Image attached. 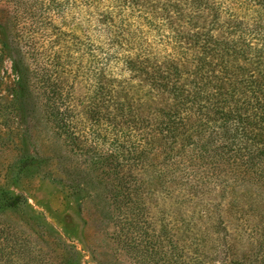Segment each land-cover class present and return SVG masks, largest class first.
<instances>
[{"label":"rangeland","instance_id":"374dc122","mask_svg":"<svg viewBox=\"0 0 264 264\" xmlns=\"http://www.w3.org/2000/svg\"><path fill=\"white\" fill-rule=\"evenodd\" d=\"M50 1L47 14L40 1L18 0L21 19L7 17L15 0H0V194L21 200L19 209L0 207V264H264L263 186L226 179L228 166L216 157L204 165L213 174L206 181L159 175L169 162L162 126L175 103H193L181 110L187 126L198 116L190 105L200 101L186 95L198 87L215 100L230 89L242 98L244 76L258 66L245 60L233 29L264 20V0ZM121 10L133 21V41L113 53L112 88L99 95L104 23ZM138 10L151 18L134 22ZM43 15L46 25L26 24ZM48 27L62 31L57 43ZM27 41L41 65L29 55L31 68L21 73ZM53 51L62 58L48 69L38 52ZM202 55L212 63L210 80L198 69ZM166 82L177 96L160 87ZM56 86L74 108L68 136L48 115L46 94ZM130 140L137 150L111 153ZM28 157L38 164L21 169Z\"/></svg>","mask_w":264,"mask_h":264},{"label":"trees","instance_id":"16d2710c","mask_svg":"<svg viewBox=\"0 0 264 264\" xmlns=\"http://www.w3.org/2000/svg\"><path fill=\"white\" fill-rule=\"evenodd\" d=\"M17 1L15 0V3L9 7L12 12L7 13V17L12 18L15 16L24 19L26 9L22 5L17 4ZM34 1H40L39 5L46 8V13H49L52 4L50 0ZM140 13L141 10H138V15L135 16L134 22L144 17L145 19L151 18L147 17V14L141 15ZM118 15L120 17L115 18L116 21L111 16L103 27L105 40L104 46L101 47L103 49L100 61L101 68L98 69V77L96 78L98 85L96 94L99 95H106L112 88V82L114 81L112 78L114 72L111 70L113 53L122 48L123 46L121 47V45L130 44L133 41L131 37H133L134 33L130 32L133 21H131L130 14L126 10H121ZM45 19L46 16L44 15L39 17L38 20L31 18L30 22L26 24L30 28H36L38 25H46ZM14 24L18 25L15 21H9L5 26L13 27ZM235 27L233 26V28ZM42 29L47 32V29ZM233 30L235 33L238 32V35L243 39L245 60L251 61L252 64L258 66V69L255 68L257 69L256 71L245 74L242 98H234V89H230V92L220 91V100H215L214 97H204L202 87H198L195 92L187 94V97L196 98L200 101L194 102L195 106L190 105L195 107L193 109L197 111L198 115L194 123H189L186 126L181 118V110L187 109L184 105L186 103L193 104L188 102L187 99H184L182 103L178 101L175 103V109H170L166 112L168 121L164 123L165 126H162V133L165 141H167L165 149H167L166 155H169V162L165 167L160 168L159 175L164 176L167 175V172L180 171V176L187 182H191L192 179L196 181L194 178L197 175L202 179L196 182L206 181V179H211L213 174H208L206 169H204V165H210L207 161H211L213 157H216V159L221 158L220 163L228 166L229 173L225 175L226 179L243 178V180H251L264 187V20L243 24V28L238 26ZM48 32L50 44L57 43L59 36L63 34L61 30L57 31L55 28L52 29L50 27H48ZM124 32H127V37L123 36ZM139 33L142 34L141 31ZM177 36L178 34L174 32L167 34L166 38L168 40L166 41L171 43V47H173V41L174 44L176 43ZM24 47L21 60L18 62V69L21 73L31 68L32 60H30L29 55H33V59L36 60L35 65H41L37 59L36 51L38 48L36 45L32 41H27ZM137 49L141 51L140 54H149L148 49L143 48V46H139ZM203 52L207 54L206 49ZM45 54L46 56L38 52V55L43 60L41 61L43 65H46L48 69H56L59 64L57 61L62 56L57 54L56 51ZM90 55L93 56V54ZM207 57V55L197 57V63L199 71H205L204 78L210 80L214 75L207 74L208 72L212 73V63ZM49 82H51V79ZM159 85L165 91L177 96L178 92L175 85L168 82ZM46 96L48 115L53 127L66 136L73 134L74 108L72 105L63 102L62 90L56 86L50 89ZM106 101L110 102L109 100ZM178 123L181 124V131L178 130ZM133 132L136 135L137 132ZM139 144L137 141L130 140L128 144L125 142L124 145L119 144L114 147L111 153L120 156L130 149L137 150L140 146ZM105 150H108V148ZM38 162V158H25L20 162L21 169L34 167ZM196 166L198 167L195 168ZM212 166L215 170L220 169L214 163H212ZM197 170H200L198 174L195 172ZM204 178L206 179L203 180ZM119 187L121 188L122 186ZM129 193V191L125 192V195ZM20 204V198L12 196L5 191L1 192L0 207L6 210H16L19 209ZM0 244H2V240H0Z\"/></svg>","mask_w":264,"mask_h":264}]
</instances>
